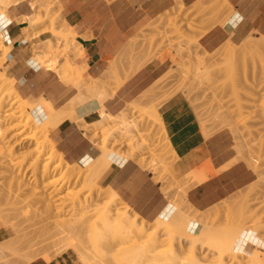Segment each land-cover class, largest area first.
<instances>
[{"label":"rangeland","instance_id":"rangeland-1","mask_svg":"<svg viewBox=\"0 0 264 264\" xmlns=\"http://www.w3.org/2000/svg\"><path fill=\"white\" fill-rule=\"evenodd\" d=\"M95 1L98 3V0H94L93 11H97ZM101 1L108 3L109 0ZM208 1L200 0L191 7H185L178 0H174L175 3L172 8L166 9L154 17L153 15L148 17L135 29L131 30L125 37V43H123L121 49L112 57L114 58L112 62L114 61V64H116L117 70L113 71L115 73L112 72L102 77L101 88L93 93L86 92V86H90L94 82L89 78L85 80L82 69L79 70L81 78L80 74H78V78L77 73H74L77 77L75 78L73 75L71 76V71H69L70 73L66 72V68L69 70V66L65 67L67 66L65 64H74L73 61L78 56L79 45L77 46L75 43L76 33L63 17L66 11L62 6L64 0H11V7L9 8L15 7L18 3H23L28 9H33L34 15L32 18L39 22V24L33 26H30V22H28L26 23L27 28L23 30L26 41L35 39L30 42L32 43L33 61L37 62L39 60V63L37 62L39 67L41 66L43 70L55 73L62 83L72 85L77 91L76 96L62 107V110L61 108L58 109L61 111L58 115L63 114L59 118L56 115L57 117H53L55 119H51L56 122L57 119L59 120L63 116H66V118L70 116L64 121H71L74 127L83 133L84 137L92 143L94 153L91 156L88 155L85 161L79 164L69 161L56 149L53 136V132L62 121L52 127L50 125L54 124L52 120L47 119L48 121L51 120L50 124H47V120L41 122L42 117L39 113L35 114L34 119L40 121L41 125L40 122H37L39 123L38 126L33 121L29 122V129L26 131H22L19 127L14 128L19 124L16 120L1 125L0 187H2L0 188V200H4L3 198L8 195L7 186L12 175L15 178V175H18L19 181L25 184V190L21 193L22 197L17 199L18 203L15 202V205L4 203L0 205V264H29L36 259L44 260L48 255H52L51 260H53L64 253L67 264H256L253 259H255L256 256L254 255L258 251L260 252H258L259 255L257 253L259 258L256 259L257 261L258 259L261 260V262L258 261L259 264H264V239H262L264 238V57L260 60L250 55V52L245 51V45L242 44L244 38L254 39L253 42H260L264 36L253 32L239 41L228 40L229 42L225 41L215 49H206L200 44L199 39L213 26L223 25L221 21L225 20V17L231 15L230 12H232V9L227 6L228 4L224 0H216L218 2L217 6L212 5L213 0L209 1L210 3ZM9 8L6 9V13L0 15V18L5 17L4 15L7 16ZM29 12L32 14L30 9ZM52 22L55 23L56 30L69 31L67 32L69 37H73L68 38L70 42L67 41L66 44L61 38L51 37ZM42 33H44L43 36L38 38ZM228 43L233 44L234 47H231L233 51L235 50L233 53H236L232 61H229L230 59L226 60L223 54L220 55L221 49ZM3 48L4 45L0 38V77L5 80L3 84L7 88L8 86L13 88V82L7 78L5 73V59L9 48H7L8 50L5 49L7 52L2 56ZM219 49L220 51H218ZM240 49H243L246 52L245 54L249 55L243 57L242 55H245L244 51ZM238 52L239 54H237ZM240 57L245 59L242 60L243 58ZM150 62L162 64V69L154 78L153 83L130 103L116 102L115 105L109 107L106 102L113 99L114 92ZM77 71L76 66L74 72ZM157 79L159 80L156 83ZM177 93L182 94L187 100L204 137L208 138L213 134L220 133L229 141L230 151L234 153L229 166L238 162L242 163L252 174V181L248 185L204 210L195 209L186 201L185 197L186 192L191 187L205 180L206 174L211 170L210 166V170L194 172L190 176L177 178L176 173L173 172V165L175 159H177L176 154L174 151L171 152L168 147L160 149V146L163 147L166 142V137L160 117L157 118L153 115V110L158 109L163 101ZM17 95L19 98L30 102L29 104L23 103L31 108L29 109L30 114L34 113L33 109L37 102ZM103 97L105 99L102 101V105L106 114L117 116L120 113H126L125 119L128 131L125 134L113 130L115 133L112 132L113 135L106 139L105 136L102 137L104 129L91 125L96 120L97 110L100 109L97 101L103 99ZM87 102L93 105L95 113L88 119L83 117L84 122L89 127L86 125V129H81L78 117L83 115L78 114L77 110ZM133 102L135 105L139 104V106H135L132 104ZM2 110L7 114L12 112L9 107L4 108L3 106L1 114L4 113ZM109 124L113 126L112 123ZM116 127L120 130L119 126ZM3 129L4 131L7 130V133H4ZM27 131L36 134L34 140H21L27 134ZM16 133L19 134L11 138V135ZM102 139L108 141L105 142ZM44 140L61 156L67 165L79 172V175L67 179V184L63 187L60 186V176L58 174H53L50 178V180L57 182L55 197L52 199L53 205L56 210H61L67 216L63 217L62 220L70 218L67 212L71 203L69 194L75 195L80 200L84 198L94 199L96 200L94 204H102L108 200V195L105 193L108 187H105L102 182L103 173L98 178H94L90 184L83 181L84 176H87L85 173H87L88 163L100 154L105 147L104 149L107 152H103L107 153V157L113 154L120 159L133 160L141 169L152 174L153 181L159 184L162 192L174 207V212L168 217L156 219H170L174 216L175 206H177L184 215L188 216L189 222L184 225L186 232L194 235L199 234L198 239L192 245L187 238L184 240L185 237L177 228L178 231L174 230L175 233L168 234L169 237L165 233H159L163 242L158 244L157 250L152 251L153 253L150 254L148 250L144 249L149 256L145 255L146 252H143V254L141 251L139 254L135 249L129 248L131 246L129 243L122 244L123 246L115 244L113 246L111 243V248L108 238V245L100 243L99 239H97L98 245L95 242L96 247L89 243L90 249L93 246L95 253L94 250L89 251L88 243L86 248L89 250L85 252L83 250L86 249L84 247L86 245L83 244V246L80 242L82 247L78 243L83 249L82 252L86 254H84L85 256L82 255L83 253L81 254L82 258L84 257L83 259L77 253L80 247L76 250L68 249L65 252L61 249L62 253H60L59 247L62 244L57 245L56 240V250L52 248L48 253L46 252L47 254L38 253V256L30 253L27 250L28 247H31V245L36 246V243L44 241L36 242L39 237L42 238L41 234L44 232L42 230L51 229L50 231H52V228L55 229L53 220L49 222H46L47 220L41 221L45 216L43 212L40 214V204H37L39 207L36 206L38 212L34 207L35 211L32 207H27L28 201L30 202L33 199L29 197V191L34 188L37 192H40L42 188H40L41 182L34 178L29 167L30 157L24 155L32 152L36 144L39 145L38 143L41 144ZM103 142L104 145H102ZM17 143L19 145H15ZM46 145L43 150L44 153L49 154L51 150ZM160 155L161 159L159 158ZM52 189L50 188L48 191ZM123 205L128 208L131 214L136 215L120 199L116 209H122ZM36 212L40 215H37ZM136 217L138 221L145 222L149 232L153 231L152 226L156 220L149 222L140 219L137 215ZM40 221L43 222V226L46 223L45 228L40 223L38 224ZM57 228L55 231L59 232ZM47 230H45V235L43 234L44 237L48 238L49 233L54 235V232ZM237 233L238 235H236ZM234 236L236 239L231 240ZM32 238L35 239V242ZM56 239H58L57 236ZM78 239L80 238L77 236L76 241ZM250 240L254 242L252 243ZM100 241L102 242V239ZM248 243L250 250H247ZM178 244L180 245L178 246ZM101 245L104 247H101ZM180 246L181 249H178ZM250 246L252 247L250 248ZM135 247L137 249L139 246ZM191 248L194 253L190 252ZM105 249L109 251L105 253ZM251 249L253 252H251ZM57 250H59L58 253ZM131 250L135 252H129ZM173 251H176L179 256L175 262L171 260L170 256L174 253ZM249 251L253 254L256 252L251 256L252 254H249ZM56 253L57 255H55Z\"/></svg>","mask_w":264,"mask_h":264},{"label":"crops","instance_id":"crops-1","mask_svg":"<svg viewBox=\"0 0 264 264\" xmlns=\"http://www.w3.org/2000/svg\"><path fill=\"white\" fill-rule=\"evenodd\" d=\"M197 1L178 0L185 7H191ZM225 1L232 9L231 15L223 25L210 28L199 39L200 44L212 50L225 41L236 42L253 32L264 36V0ZM95 2L97 11H93L94 0H64L62 4L66 9L63 17L77 35L75 43L84 50L83 57L76 63L85 66V80L96 79L105 73L131 30L148 17L172 8L175 3L174 0ZM30 15L29 9L23 3H18L9 8L7 16L4 15L6 18L0 19V38L2 44L9 48L5 73L13 82L17 94L33 102L46 101L58 110L67 105L77 91L72 85L62 83L55 73L43 70L33 61L30 42L35 39L26 41L23 30L27 24L22 20ZM161 69V63H148L123 83L106 104L110 107L116 102L130 103L153 83ZM22 100L25 104L30 103ZM156 111L165 137L177 157L173 165L176 177L183 178L208 170L209 166L211 168L203 182L186 192V201L195 209H207L252 181V174L242 163L227 165L234 153L230 151L226 137L220 133L204 137L194 112L182 94L169 97ZM77 112L85 119L95 113L89 102L78 108ZM53 136L56 149L71 162L79 164L94 153L92 143L69 120H63ZM108 158L110 166L103 172V184L140 219L152 222L156 218L168 217L174 211L159 184L153 181L151 173L141 169L133 160L120 159L113 154ZM64 254L49 262L36 259L29 264H67Z\"/></svg>","mask_w":264,"mask_h":264},{"label":"bare ground","instance_id":"bare-ground-1","mask_svg":"<svg viewBox=\"0 0 264 264\" xmlns=\"http://www.w3.org/2000/svg\"><path fill=\"white\" fill-rule=\"evenodd\" d=\"M209 1H211V0H209ZM213 1L211 2L212 5L217 6L218 5V2H217L218 0L217 1L215 0L216 3H215V1L214 2ZM10 2H11V0H0V15H3L4 13H6V9L11 7ZM29 9L32 11V14L30 16H27V17L23 18L22 20L25 21L26 23L30 22V26L39 24L38 21H36L35 19L32 18L33 15H34L33 9L32 8H29ZM231 13L232 12H230V14ZM225 16H227V15H225ZM229 16L230 15H228L227 17H229ZM227 17H225V20L221 21L222 24H224L228 20ZM19 23H22V22H19ZM21 26H23V25H21ZM67 32H69V31H66V30L64 31L63 29L62 30H56L55 23H53V22L51 23V29H50L51 37L57 38V39L61 38L66 43L67 41H69L68 38L69 39L73 38L71 36L69 37V34ZM243 40H244V42L242 44L245 45L244 47L246 48L245 51H247V53L250 52V55L255 56L256 58H258L260 60L262 59V57H264V38H262V41H260V42H258V41H256V42L254 41L253 42L254 39L253 40H249L247 38H244ZM231 46H233V44L232 45L230 43L225 44V47L223 49L220 48L221 49V54L219 53L220 55L223 54L226 60L230 59L229 61L234 60V55L236 54V53L235 54L233 53L235 50L233 51ZM7 48L8 47L4 46V48H3L4 52L2 53V56L4 55L5 52H7V51H5V49H7ZM220 49L218 51H220ZM241 51H244V50L242 49ZM245 51H244V54L246 53ZM0 52H1V50H0ZM237 54H239V52ZM83 55H84V50L82 49L81 46H79L78 56L75 58V60L71 57L74 60L73 61V63H74L73 65L74 66L72 64H70V63L65 64V65H67L65 67L69 66V70H68V68H66L67 69L66 72L71 71L72 72L71 76L73 75L75 77V74L77 73L76 76L78 77V74H80V78H81V72L79 70L82 69L85 72V66H81V65L76 63V61L78 59L82 58ZM247 55H249V54H245V55H242V56L243 57L244 56L247 57ZM244 59L245 58H243L242 60H244ZM37 62L39 63V60H37ZM75 65L77 66V69H78L77 72H74L76 70V66ZM116 70H117V66H116V64H114V61H113V62H111L109 64V66H108L107 70L105 71L104 75H102V76H100V77H98L96 79L89 78L94 83H91L90 86L89 85L86 86V88H85L86 92L96 93L101 88V85H102L101 83L103 82V81H101L102 77H104L105 75L107 76L108 74H110V73H112L113 71H116ZM78 72H80V73H78ZM113 73H115V72H113ZM77 77H75V78H77ZM159 79L156 80V83H157V81ZM4 81L5 80L3 78L1 79V77H0V112H1V109H2L3 106H4V108L9 107L10 109H12V112L7 114L6 112H4L2 110L4 113L3 114L0 113V129L2 127L1 125H4V123H6L8 121H15L16 120V121L19 122V124L14 126V128L19 127L22 131H26V130L29 129V122L33 121L34 124L36 126H38L39 123H37V122H40V121L42 122L43 120L45 122V120H47V119L48 120L51 119V118L55 119V118H53L54 116L57 117L56 115H58L60 110L54 109L48 102L43 101V100L40 103L37 102V105H35L34 109H33V111H35V112L30 114V110L29 109H31V108L26 106L23 103V101L18 97V95H17L16 91L14 90V88H11V86L10 87L8 86V88H7V86L3 84ZM156 83H155V86H156ZM8 92H10V93H8ZM146 93H144V94H146ZM104 99H105V97H103V99H100L99 101H97L98 102V107L100 109L97 110L98 112H96V115H97L96 120L91 125H93V127H98V128L101 127L102 129H104L103 130L104 134H102V137L105 136L104 138H106V139H109L107 137H109L110 135H113V133L117 132V130H118V132L120 131L121 134H125L128 131V128L126 126L127 125L126 124V119H125L126 113H124V114L120 113L117 116H110V115L106 114L104 112V110H103L104 108L102 106V101ZM132 104H134V102ZM137 105L139 106V104H137ZM137 105H135V106H137ZM38 108H40L41 111ZM61 110H62V108H61ZM36 113H39V115H41L42 120L36 121L34 119V116H35ZM60 113H61V111H60ZM62 114H59L58 118ZM86 115H85V117H86ZM153 115H155L157 118H159V115L157 114V111L155 109L153 110ZM64 119H66V116L61 117V119H59V120L57 119L56 122H55V120H52V123H54V124H50L51 120L50 121L47 120V124L49 123L52 127H53V125L55 127V125H58ZM78 119H79L78 123L80 124L81 129H86L87 127H89V125H87L84 122L83 116H79ZM41 122H40V125H41ZM109 123H112L113 126H111ZM86 125H87V127H86ZM116 126H119L120 130ZM3 131H4V129H3ZM4 133H7V130H5ZM18 134L19 133L11 135V138H14ZM2 135H3V133H2ZM34 136H36V134L34 135V134H31L29 131H27V134L24 135V137L21 140H23V141L24 140L31 141V140H34ZM106 139H104V140L102 139V140L107 142L108 140H106ZM38 144L39 145L36 144V146L33 148L32 152L27 153V155H26V153H25V155L23 154L24 156H29L30 157V159H31L30 162L31 163L29 162L30 163L29 167L32 170L34 178L41 182L40 183L41 184L40 188H42L40 192H37L34 188L29 191V197H31L33 199L30 200V202L28 201L29 204L27 203V207L36 208V206H38L40 204V206H41L40 207V210H41L40 214H42V212H43V214L45 216V218L43 220H41V221H46L47 220L46 222H49L50 220H53V223H55V224H53V225H55V229L52 228V231H50L51 229L50 230L49 229L48 230L45 229V230L50 231V232H54V235H56L58 237V239H56V236H54L53 233L51 235L49 232H46L47 234L49 233L48 238L44 237L43 234L45 235V230H42V231H44L41 234L42 238L40 239V237H39L40 240L38 239L36 242H40L41 240H44V241H42L41 243H36L37 244L36 246H32L31 245V247H28L29 246V244H28V246H27L28 249L27 250L30 253H32V254H34L36 256H38V253L39 254H41V253L42 254L43 253L47 254L49 252V250H51L52 248H53V250H56L55 247L57 245H59V243H60V245L62 244V246H60V247L58 246L60 248L59 249L60 251L57 250V253H58V251L60 253H62V251L65 252L68 249H72V250L75 249L76 250L77 248L80 247L79 244L81 245V243H82V245L83 244L86 245L88 243L87 244L88 247H89V243H90V245H93V246L95 245L94 247H96L98 245L97 244V241H98L97 239H99V242L102 243V244H105V245L106 244L108 245V242L110 241L109 242L110 243L109 246H111V248H112L111 243L113 244V246H114V244L115 245H119V246L120 245L123 246L122 244H128L129 243V245H131L129 248L135 249V251L136 252L138 251L139 254H140L141 251H142L141 253H143V252L145 253L146 251H144V249L148 250V252L151 254V253L155 252V250H157L156 248H158L157 247L158 244L163 242V240H161V238L159 236V233L160 234L161 233H165L166 235H168V234L172 235L173 232L175 233V231L179 230V232L181 231V234L185 237L184 240H186V238H187L190 241V243H192V245L196 241V239H198L197 236L199 234L198 235H194V234H189L188 232H186V230L184 228V225L188 224V222H189L188 216L184 215L183 212H181V209H178L177 206H175L176 210H175L174 216H172L170 219H168V220L155 219L156 221L154 222V225L152 226L153 231L149 232V230L146 228L147 225L145 224V222L142 221V220L138 221L136 215L131 214L126 206L123 205L122 209H119V210L116 209L117 204L119 202V198L117 197V195L113 191H111L108 188H106L107 190H105V193L108 195V200L104 201L102 204H94V201H96V200L89 199V198H84V199L80 200L75 195L69 194V196L71 198L70 199L71 203H70L69 211H67V212H68V215H70V218L62 220L63 217H67V216H65L62 213L61 210H59V211L56 210L55 209L56 207H54V205H53L52 199H54V197H55V187H56L55 185H56L57 182L55 180H50V178H52L51 176L53 174H58L60 176V186L63 187V186H65L67 184V179H69V178H71L73 176L75 177L76 175H79V172L75 171V169H73V167L71 168L69 165H67L63 161V159L58 156V154L55 152V150L49 145V143L46 140H44L41 144L40 143H38ZM46 144H48V145H46ZM15 145H19V143L15 144ZM45 145H46L47 148H49L51 150V153H49V154L44 153L43 149H44ZM102 145H104V142L102 143ZM165 147H168V149L171 152H173V150H172L169 142L167 141V139H166V142L163 144V147L160 146V149H163ZM100 148L102 149L103 147H100ZM104 148H103V150H101L100 154H98L97 156H95L93 158V160L91 159L90 163H88V167L86 166L87 167V170H86L87 173H85V174H87V176H84L85 179H83V181L86 182L87 184H90L93 181L94 178L96 179L99 176H101V174L105 171V169L110 166V159L107 157V155H106L107 153L103 152V151L107 152V150H105ZM160 157H161V155L159 156V158ZM221 170H222V168H221ZM12 174H13V172H12ZM15 176H16V178L13 177V175H12V177L10 179V182H9V184L7 186L8 187V189H7L8 190V195H6V197L3 198L4 200H2V199L0 200V205L3 204V203L4 204L15 205V202L18 203L17 199L19 197H22L21 193L25 190L24 189L25 184H23L22 182L19 181V178H17L18 175H15ZM81 176H82V174H81ZM44 182H46V183H44ZM3 186H5V185H3ZM50 188H53V189L51 191H48ZM27 193H28V191H27ZM4 194H6V193H4ZM34 196H35V198H34ZM37 210L38 209L36 208V211ZM33 211H35V209ZM40 214L37 213V215H40ZM41 221L38 222V224L40 223L41 226H43L42 225L43 222H41ZM51 222H50V224H52ZM45 224H44V226H45ZM56 227H58L57 230L59 232L55 231ZM46 228H47V225H46ZM176 228L178 230H176ZM41 229H42V227H41ZM84 230L85 231L87 230L86 233H85ZM79 232H80V234H79ZM237 232H238V230H237ZM235 233H236V231H235ZM47 234H46V236H47ZM85 234H87V235L85 236ZM94 234H95V237H94ZM169 235H168V237H169ZM236 235H238V233ZM38 236H39V233H38ZM51 236H53L54 239ZM77 236H78V238H80L82 240L78 239L79 241L77 240L78 241L77 242L76 241ZM86 237L87 238L89 237V238L87 239ZM35 238H37V237H35ZM45 238H47V239H45ZM107 238L109 239V241H107ZM101 239H102V242L100 241ZM235 239L236 238L234 236L231 240H235ZM262 239H264V238H262ZM262 239H260V240H262ZM55 240L57 241V245H56V241ZM254 240H255V238H254ZM256 240H257V238H256ZM33 241L35 242V239H33ZM90 241L91 242L94 241V242L91 243ZM140 241H142V242H140ZM250 241H249V243L253 246L252 243L254 241L253 242L251 241L252 243ZM95 242H96L97 245L95 244ZM249 243L247 244V246L249 245ZM87 245L84 246V247L86 248ZM179 245L180 244H178V246ZM93 246H91L92 250L90 249V247H89L90 250L88 248H86L87 250L85 248H84L85 250H83V249H81L82 247H80L79 250H77L78 251L77 253L80 254V256H81L82 253H83L82 255L85 256L86 254L84 252L88 251V250L89 251H93L94 250V253H95V249H93L94 248ZM102 246L103 245H101V247ZM135 246H139L138 248H140V247H142V248H140V250H138V248L136 249ZM252 246H250V248ZM61 249H62V251H61ZM178 249H181V246ZM248 249H249V246L247 247V250ZM82 250L84 252H82ZM128 250H130V249H128ZM102 251H104V250H102ZM108 251H106V249H105V253L108 252ZM126 251H127V249H126ZM126 251H124V252H126ZM135 251L131 250L129 252L134 253ZM148 252H146L145 255H148ZM173 252H172L173 254H171L170 256H171V260L173 262H175L178 259L179 256L176 253V251H173ZM190 252L194 253L192 248L190 249ZM251 252H253L252 249H251ZM251 252L249 254H252L251 256H253L256 251L254 252V254L251 253ZM258 252H256V254L254 255V256H256L255 259L252 258L253 260H255L254 262L256 264H259L258 261L261 262L260 259H258V261L256 259V258H259L258 255H259L260 252L259 253ZM57 253L55 255H57ZM257 253H258V255H257ZM127 254L131 255V253H128V252H127ZM135 254H133V255H135ZM98 256H100V255H98ZM51 257H52V255L51 256L48 255L44 259V261H46V262L47 261L48 262L51 261ZM81 258H82V256H81ZM253 260H252V262H253ZM98 262L100 263V261H98Z\"/></svg>","mask_w":264,"mask_h":264},{"label":"snow or ice","instance_id":"snow-or-ice-1","mask_svg":"<svg viewBox=\"0 0 264 264\" xmlns=\"http://www.w3.org/2000/svg\"><path fill=\"white\" fill-rule=\"evenodd\" d=\"M0 19H2V18H0Z\"/></svg>","mask_w":264,"mask_h":264}]
</instances>
